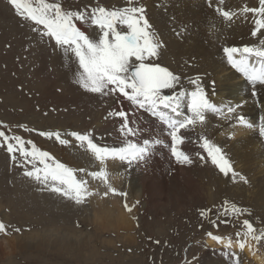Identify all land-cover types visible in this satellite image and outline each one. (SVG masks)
Returning <instances> with one entry per match:
<instances>
[{
	"label": "rangeland",
	"instance_id": "obj_1",
	"mask_svg": "<svg viewBox=\"0 0 264 264\" xmlns=\"http://www.w3.org/2000/svg\"><path fill=\"white\" fill-rule=\"evenodd\" d=\"M31 2L33 6H38V0ZM45 2L58 3L65 11L79 12H90L96 6L110 10L128 6V0H45ZM136 2L138 6L146 9L151 31L162 44L160 55L155 62L167 67L178 76L181 74L190 77L195 72L198 73L195 64L189 61L190 55L184 49L186 45L173 41L179 37L178 28L174 26L167 28L166 24V17L169 18L168 13L171 10L176 14L187 12L189 2L187 0H136ZM247 2L233 0L228 11L238 13L240 9L250 4ZM254 16L256 15L253 14L252 19ZM236 19L237 17H234L235 21ZM77 26L90 38H98L99 29L93 30L92 28L98 27L91 22H77ZM35 27L32 22L25 21L17 15L9 0H0V131H4L9 136L21 137L25 141V148L29 151L35 145L38 151L47 152L51 159H46L45 163L51 165L55 161L71 168L74 177L77 180L82 179L87 188L91 184L89 178L94 176L88 164L78 159V156L90 154L94 161L92 165H97V154L89 148L87 141H78L71 133L88 135L93 143L100 147H123L126 141L139 142L143 145V140L148 138L145 113L144 116L139 115L140 112L137 113L136 110L140 109L131 106L130 102L119 94L108 96L103 100V95L87 92L77 83L79 76L74 65L78 66V62L74 54L71 52L65 54L63 49L53 47L54 40L42 38V26L40 31H34ZM117 27L120 28L119 25ZM123 30L127 31L126 27ZM63 55L65 59H73L69 61L68 72L64 71L67 67L66 63L63 62L64 65L56 63V57L62 58ZM196 76L198 75H194ZM199 77L207 78V75L203 73ZM118 98L123 102L119 103ZM103 101H106V108L103 107ZM118 105H125L123 111L127 114L130 127L135 129V134H128L123 128V118L116 115ZM185 105L187 106V102ZM156 124L153 123L155 133L160 129L166 132L167 128L162 121L159 120ZM117 131L121 134H119L120 138L117 137ZM42 132H59L60 138L67 143L61 144L55 135L52 137L40 135ZM161 145L164 147V142ZM78 148L81 150L79 151ZM11 155L6 151V146L0 138V223L6 226L5 230L0 232V244L4 246V250L0 251V264H196L197 260L199 264H210L208 257L222 259L223 250L220 245L216 247V244L212 245L208 241L211 231L234 234V237L240 232L243 236L247 231L243 221L253 222L251 215L244 209L242 212L231 211L233 205L240 209L241 207L227 197L228 192L223 194L215 192L216 195L211 199L207 195L191 199L182 215L173 211V208L171 211L167 210L170 214L165 218L158 212L154 214L155 211L144 210L140 201L138 207L141 209H138V214L129 211L134 219L133 223L129 221L132 225L126 222L120 230L119 226L117 229L112 227L104 229L97 223L92 224L94 220L90 219V214L94 213L93 205L91 206L89 201L91 195L84 196L83 202L78 206L75 200H68L50 190L57 182L49 180L41 183L25 175L28 171L41 170L40 174L43 176L44 164L39 157L25 158L16 152L17 159L13 161ZM151 165L147 166L151 171L146 173L150 176L149 180H155L156 177L161 179L157 172L159 167L156 166L159 164ZM103 166L105 173L108 167ZM134 166L133 164L132 167ZM130 169L128 173L135 181L136 176L133 174L138 173L133 172L135 169ZM173 171L175 172L174 168L168 172V176H171ZM220 183L222 184L221 181ZM89 188L92 189L91 185ZM45 196L59 197V200L53 199L55 202L52 203L53 206L59 207V210L50 212L46 207L49 205L48 200L42 199ZM134 196H132L133 200ZM210 200L211 202H208ZM44 201L46 205L43 206ZM37 202L39 204L41 202V205L36 204ZM242 203L243 201L240 204ZM130 205L134 210L135 205L133 203ZM225 209L229 210L227 215H223ZM58 216L62 217L58 218ZM46 218L51 220L45 221ZM252 225L255 228V225ZM56 227L62 230L64 228L63 231H81L83 233L81 240H84L85 247L82 250H79L81 249L79 247L75 251L67 249L59 253V246L49 240L40 247L24 242L20 247L21 245L17 243L18 239H15L36 230ZM4 243L9 244L5 246ZM227 249L232 254L237 253L233 246ZM85 255H88L87 258H84ZM219 261L212 260L211 264H221Z\"/></svg>",
	"mask_w": 264,
	"mask_h": 264
},
{
	"label": "bare ground",
	"instance_id": "obj_2",
	"mask_svg": "<svg viewBox=\"0 0 264 264\" xmlns=\"http://www.w3.org/2000/svg\"><path fill=\"white\" fill-rule=\"evenodd\" d=\"M244 1L250 3L247 7L254 8L259 6L258 0ZM187 2H189V10L187 12L176 14L171 10L168 13L169 18L166 17L167 28L171 26L178 28L177 35H179V37H177V40L173 41L178 44L183 43L186 45L184 49L186 53L190 55L189 61L195 64L198 71V73L194 71V75L201 76L203 73L207 75V78L200 77L201 81L206 91L210 94L212 101L222 109V112L218 114L210 112L205 113L206 119L203 124L197 123L195 125H190L178 133L184 141L179 148L193 159L191 165H179L176 163L175 157L172 156L171 129L165 125V128H167L166 132L162 128L163 130L160 129L158 133H155V131H153V123L155 122L156 124L159 122V118L153 117L150 113L140 110H136V112H140L139 115L141 116L145 113V116H143L147 121H145L147 123L146 129H148L147 139L151 147V151L147 154L145 163L139 165L134 164L135 166L132 167V165H128L126 161H121L118 156L102 153L96 156L98 161L97 165H92L94 161L90 154H81V156H78V159L88 164L87 166L91 168L90 171L92 174L96 173L99 175H93L94 178H92V176L89 178L91 180L90 185L92 189L89 188L90 185L87 186L88 192L91 193L89 201L91 206L93 205L92 211H94V213L90 214V219L94 220L92 224L97 223L98 226L104 229H111V227L117 229L119 226L120 230V227H123L124 223L129 221L132 223L134 222L132 221L134 220L132 219V214L133 212L138 214V209H141V207H138L140 201L143 203L144 210L155 211L154 214L158 212V214L163 215L165 218L170 214L167 210L171 211L172 208L177 214L182 215L181 213L186 208V204H188L191 199L198 196L202 197L207 195L211 199L213 195H216L215 192L217 194L228 192L227 197L230 200H234L238 207H241V209H244L251 215L252 224L255 225L257 234H259L261 230H264V137L260 136L258 132L261 117H264V89H258V94L253 98L249 84L239 72L231 68L223 52L224 47H236L241 50L245 46L260 47L258 37H253L251 35V32L254 30L256 16L252 19L253 13H248L245 17L237 16V21H235L234 18L229 21L218 11H214V9L218 7L222 10H228L233 0H223L222 3L220 0H187ZM92 29L98 30V28ZM259 38L264 39V37ZM63 58L64 55L62 58L56 57V63L59 65H64V63H66L67 67L64 68V71H67L69 68V61L73 59L64 58L63 60ZM237 58H239V54H237ZM253 62H255V60H253ZM74 68L77 72L81 71L77 65H74ZM194 75L187 77L186 75L182 76L180 74L181 81L188 91L194 90V86L187 83L189 78H196ZM178 90L179 88H177V91ZM164 93L170 94L171 91L164 90ZM104 98L108 97L104 96L102 99L104 100ZM123 99L125 98L123 97ZM117 101L121 103L122 100L118 98ZM185 102H187V100L182 101L184 105L183 111L185 115H189ZM237 103L243 105L242 109H240L241 114L249 121L255 123L256 127L254 129H246L239 125L234 127L235 121L227 119L229 115L227 113V107L235 106ZM124 106L125 105H118L116 108L119 111H123ZM103 107L106 108V101H103ZM141 123H143L142 120ZM131 128L133 127L131 126ZM122 130L124 131V129ZM118 131L120 132L121 130ZM118 131L117 137L120 138L121 134ZM234 132L235 135H233ZM202 138L208 139L211 143L221 147L222 152L230 159L235 171L243 175L247 183L239 180L234 182L231 179V174H229V176H224L211 164L210 160L207 163L199 160L196 156L197 152H200L201 155L207 158L206 152L201 148ZM157 139L164 142V147H162V143H155ZM80 150L81 149H79V151ZM153 163L159 164L156 165L159 167L157 172L158 175L162 177L161 179H157L156 177V181L152 179H150V181V176L147 175L148 171H151L148 170L149 168H147V166L153 165ZM103 165L108 167L105 173L102 169L104 167ZM127 165L129 169H135L133 172L136 174L138 173L137 175L133 174L136 176L135 181H133L128 173L129 169L127 170ZM173 168L175 172L173 171L174 173L168 176V172ZM101 172L103 175H101ZM84 175L88 176V174ZM155 175H157V173ZM111 189H115V191L113 192ZM198 191L200 192L198 193ZM124 193H126L125 196ZM166 194H168V196ZM133 195H135L134 200L132 198ZM55 198L59 200V197L56 196H45V198H42L43 200H48L49 205H46L44 201L43 206L46 205L50 212L59 210V207L52 205V203L55 202L53 201ZM241 201H243L242 204H240ZM41 202L40 204L38 202L36 204L41 205ZM208 202H211V200ZM132 203L135 207L134 210H132L133 212L131 211V216L125 205L130 207ZM129 215L130 217L128 218ZM61 217L62 216H58V218ZM50 220V218L45 219V221L48 222ZM117 221H119V223ZM120 224H122V226H120ZM126 226H128V224ZM63 230L59 227L52 229L46 228L41 231L36 230L35 232H31L22 238L16 237L15 239H18L17 243L21 245L20 247H22L23 242L40 247L49 240L53 242L54 245L59 246V253L67 249H69L68 251H75V249L79 247L81 248L79 250H82V248L85 247L83 246L84 240H81L83 235L81 231ZM211 233L220 235L225 243L231 240V246L237 250V253L232 254L228 249L226 250L224 244L217 243L209 237L208 241L210 244H216V247L220 245V247L223 248L222 259L208 257L210 264L212 260L215 262L220 260L219 262L221 264H264V241L258 243L252 241L250 237L246 238L245 248L241 250L236 243V237L233 236L234 234H221L214 231H211ZM4 244L7 246L9 243ZM60 248H62V250ZM3 250L4 246L0 244V251ZM87 256L88 255H85L84 258H87Z\"/></svg>",
	"mask_w": 264,
	"mask_h": 264
},
{
	"label": "snow or ice",
	"instance_id": "obj_3",
	"mask_svg": "<svg viewBox=\"0 0 264 264\" xmlns=\"http://www.w3.org/2000/svg\"><path fill=\"white\" fill-rule=\"evenodd\" d=\"M222 3L223 0H220ZM17 15L25 21L32 22L36 27L34 31H40L42 26V38L47 37L54 40L53 47L63 49L65 54L71 52L78 62L79 79L78 84L87 92L100 94L105 97L119 94L137 109L150 113L153 117H158L170 129L171 154L175 157L179 165H191L193 159L181 151L179 146L184 143L182 137L178 135L182 129L197 123L205 122V113H221L222 109L213 101L206 91L199 76L195 79L189 78L187 83L194 86V90L188 91L181 81L180 76L174 74L167 67L155 62L160 55L161 42L151 31V24L146 16V9L138 6L136 0H128V6L110 10L106 7L96 6L90 12L65 11L58 3H46L45 0H38V6H33L31 0H9ZM224 18L229 21L234 17H245L248 13L256 15L253 37H258L260 47L245 46L242 50L236 47H224L223 52L227 57V62L232 69L239 72L251 89L253 98L258 94V89H264V0H259V6L250 8L244 7L239 12H229L219 7L216 9ZM77 22H91L99 29L98 38H90L77 26ZM120 26L118 28L117 26ZM126 27L127 31L123 28ZM259 34V35H258ZM239 54V58H237ZM255 60V62H253ZM177 88L179 90L177 91ZM164 90H171L172 94H165ZM187 100V112L185 115L182 101ZM243 105L237 103L235 106H228L227 119L234 120L235 125L246 129H254V122L249 121L241 114ZM171 113V114H169ZM116 115L123 118V128L128 134H135V129L130 127L125 111L117 110ZM259 135L264 137V117H261L258 127ZM40 135L52 137L65 144L67 141L60 138V133L42 132ZM78 141H87L89 148L99 156L102 153L118 156L121 161H126L128 165H139L145 163L147 154L151 151L148 139L143 140V145L126 141L123 147H100L93 143L88 135L71 133ZM235 135V132L233 133ZM0 138L6 146V151L11 155V159H17L15 153L19 152L23 157L31 156L33 159L39 157L44 164L43 176L40 171H28L26 176L45 183L49 180L57 182L50 188L52 192L58 193L68 199L82 203L83 197L91 195L88 192L84 181L74 177L73 170L65 167L61 163H45L46 159H51L47 152L38 151L35 145L29 151L25 148V141L19 136H9L4 131H0ZM163 141L157 139L156 144ZM31 143V142H28ZM201 148L207 154V158L196 153L199 160L207 163L209 160L213 166L224 176L231 174V179L235 182L239 180L247 183L246 178L235 171L230 159L222 152L221 147L211 143L210 140L202 138ZM93 175H97L93 173ZM113 192L115 189H111ZM128 211L130 207L125 205ZM225 209L223 215H227ZM231 211L242 212L243 210L232 206ZM243 226L247 231L236 233V243L243 250L246 238L252 241H264V230L257 234L249 220L243 221ZM5 224L0 223V232L5 230ZM19 231V229H16ZM212 240L224 244L225 248L232 245L229 240L217 234L209 233ZM199 264V261H196Z\"/></svg>",
	"mask_w": 264,
	"mask_h": 264
}]
</instances>
